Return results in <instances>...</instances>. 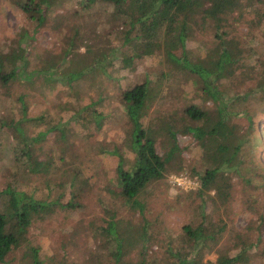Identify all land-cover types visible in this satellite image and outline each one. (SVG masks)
<instances>
[{
	"label": "rangeland",
	"instance_id": "rangeland-1",
	"mask_svg": "<svg viewBox=\"0 0 264 264\" xmlns=\"http://www.w3.org/2000/svg\"><path fill=\"white\" fill-rule=\"evenodd\" d=\"M126 13L125 4L113 0H95L86 7L81 0H52L38 27L12 0H0V57L20 47L26 52L27 73L51 64L57 71L50 79L35 75L30 81L18 79L7 87L0 85V126L4 124L0 129V192L10 187L38 200L66 204L75 191L78 205L73 210L54 207L50 215L34 219L23 244L1 264H28L25 256L31 248L37 249L45 264H113L101 235L110 215L121 220V229L133 237L145 228L147 242L131 248L127 260L143 257L146 264H173L167 251L186 249L182 229L202 223L215 234V240L207 241L204 248V264L214 262L218 252L232 257L243 248L247 256L243 264H264V93L232 102L239 114L232 122L240 134L251 136L254 148L240 153L233 162L235 169L223 170L230 185L228 197L202 191L200 176L211 162L185 129L207 123L191 120L185 110L196 106L214 114L216 105L207 100L197 75L167 59L162 38L152 55L133 57L131 65L124 67L123 60L134 55L131 45L125 44L132 21ZM184 19L179 17L177 25L186 23L185 51L191 63L215 59L222 45L220 37L231 42L234 55L242 51L238 69L232 68L234 74L226 73L216 83L224 95L244 96L247 88L263 78L264 3L240 0L239 10L223 16L219 24L202 12ZM137 32L135 28L132 36ZM71 40L81 54L89 47L96 53L106 52L107 57H100L98 67H89L81 79L67 85L62 75L78 65L76 57L66 55ZM172 54L181 57L182 50ZM141 82L149 87L144 127L157 133L159 156L172 154L164 178L139 194L142 213L131 209L114 188L118 157L108 153L117 151L130 168L134 157L129 147L131 125L121 94ZM19 96L26 106L25 121ZM91 102H96L94 108L84 110ZM92 110L101 117L94 119ZM39 117L44 118L43 123L32 120ZM12 120L23 121L25 138L39 133L41 138L29 144L30 152L36 160L49 162L48 173L28 172L24 163L15 161L19 142L8 126ZM170 131L175 133V141ZM180 178L181 185L176 182Z\"/></svg>",
	"mask_w": 264,
	"mask_h": 264
},
{
	"label": "trees",
	"instance_id": "trees-1",
	"mask_svg": "<svg viewBox=\"0 0 264 264\" xmlns=\"http://www.w3.org/2000/svg\"><path fill=\"white\" fill-rule=\"evenodd\" d=\"M12 1L24 13L34 19L38 27H41L44 23L45 12L52 3V0ZM94 1L81 0V3L86 7L94 3ZM256 1H260L261 4L264 3V0ZM113 2L118 5L125 4L127 9L126 16L128 18L132 16L131 29L126 34L125 44L131 45L134 55L123 60L124 67L131 65L133 57L140 59L152 55L154 50L159 47L157 42L162 38L167 59L176 66L185 68L197 75L203 83V92L207 100L216 105L214 114L204 112L196 106L186 108L185 114L188 118L193 121L206 122L207 125L205 127L187 126L185 133L192 135L211 162L210 167L200 176V189L202 191H214L220 198L228 197L230 185L222 175L223 170L235 169L233 162L239 159L240 153L248 147L254 148L251 136L240 134L237 125L232 122L239 115L234 110L232 102L235 100H247L248 97L259 92L264 93V70L263 78H260L259 81L256 80L254 87L247 88L243 92L244 96H239L238 93L236 96L227 97L218 89L216 83L225 78L226 73L229 76L234 74V69H238L237 65L241 60L242 51L237 56L234 55L231 42L224 41L220 37L222 45L217 49L216 58L193 64L186 58V23L183 22L179 26L177 24L179 17L186 19L195 12H202L205 18L219 24L223 16L239 10L240 0H113ZM135 28L138 29V32L133 37L132 33ZM178 48L182 50L181 57H176L172 54ZM92 51L91 48L87 47L85 52L81 54L78 52V47H75L72 40L70 41L66 55L71 53V55L76 57L78 65L64 76L62 75L63 83L67 85L75 83L88 73L89 67H91L90 69H93V66L95 68L98 67L100 57H107L106 52L96 53ZM93 53L94 55H92ZM25 54V49L19 47L18 50L8 55H1L0 85L2 87H7L18 79L30 81V77L34 78L35 75L50 79L51 76L57 74L56 70L53 71V64L48 66L47 69H39L27 73ZM96 55L98 57H95ZM96 58H98V61ZM81 63L85 64L81 66ZM262 66L264 69V62H262ZM233 67L234 69L232 70ZM148 96L149 87L147 82H141L125 88L121 94L125 115L131 125L129 147L134 157L130 168H126L127 160L117 151L108 152L118 157L114 188L130 204L131 209H138L140 213L143 212L144 205L138 200L139 194L150 183L164 178L167 164L172 158V154H167L165 157L157 154L155 148L157 133L151 128L144 127L142 122L147 108ZM17 100L21 106L23 121H25L27 111L24 98L19 96ZM95 104L96 102H91L88 106H84L83 109L94 108L93 105ZM91 116L95 119V117L100 118L101 114H98L96 110H92ZM32 120H38L43 123L44 118L39 117ZM23 121L12 120L8 124L13 129L12 131L19 142L17 150L14 151V156L17 152L19 158L15 161L24 163L28 172L46 174L48 173L49 162H40L33 158L29 145L31 141L41 137L38 133L34 138H25ZM3 126L4 124L0 126V129ZM169 134L175 141V133L170 131ZM71 192V199L66 204L60 203L59 200L53 202L44 199L38 200L24 191L10 187L0 192V200L2 202L0 207V264L5 262V258L11 251L18 249L23 244L27 229L34 219L40 220L50 215L54 207L59 210H73L78 207L76 202H74L75 191ZM121 224V220L110 215L106 226L101 228V235L106 239L109 253L114 259L113 264H146L147 261L143 257H141L142 259L138 258L135 262L126 259L131 248L138 244L144 245L147 242L145 228L141 227L135 233L136 237H133L132 234H129V231L121 229ZM219 232H221V229ZM182 233L186 242V249L169 248L167 251L169 257L173 260V264H204L202 262L204 248L207 247V241L215 240V234L210 233L202 223L197 226L186 225L182 229ZM245 250L246 248L240 249L232 257L218 252L217 259L214 262H206V264L246 263ZM28 251L25 256L29 259L28 264H45L40 261L36 248H31ZM141 252L140 254L142 255Z\"/></svg>",
	"mask_w": 264,
	"mask_h": 264
},
{
	"label": "built area",
	"instance_id": "built-area-1",
	"mask_svg": "<svg viewBox=\"0 0 264 264\" xmlns=\"http://www.w3.org/2000/svg\"><path fill=\"white\" fill-rule=\"evenodd\" d=\"M176 182L181 185L183 182L181 181V178L180 179H176Z\"/></svg>",
	"mask_w": 264,
	"mask_h": 264
}]
</instances>
